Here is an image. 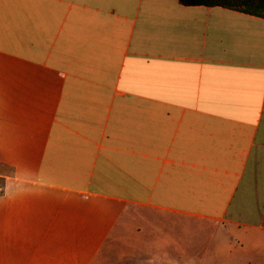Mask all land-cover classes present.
I'll return each mask as SVG.
<instances>
[{"label":"crops","instance_id":"obj_1","mask_svg":"<svg viewBox=\"0 0 264 264\" xmlns=\"http://www.w3.org/2000/svg\"><path fill=\"white\" fill-rule=\"evenodd\" d=\"M0 177V264H264V18L0 0Z\"/></svg>","mask_w":264,"mask_h":264},{"label":"trees","instance_id":"obj_2","mask_svg":"<svg viewBox=\"0 0 264 264\" xmlns=\"http://www.w3.org/2000/svg\"><path fill=\"white\" fill-rule=\"evenodd\" d=\"M184 5L221 6L264 18V0H179ZM3 178L0 177V185Z\"/></svg>","mask_w":264,"mask_h":264}]
</instances>
